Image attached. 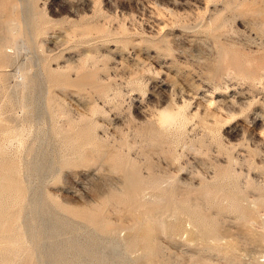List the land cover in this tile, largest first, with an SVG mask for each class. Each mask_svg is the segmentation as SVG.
Masks as SVG:
<instances>
[{
	"label": "rangeland",
	"instance_id": "obj_1",
	"mask_svg": "<svg viewBox=\"0 0 264 264\" xmlns=\"http://www.w3.org/2000/svg\"><path fill=\"white\" fill-rule=\"evenodd\" d=\"M0 35V264H264V0H0Z\"/></svg>",
	"mask_w": 264,
	"mask_h": 264
},
{
	"label": "bare ground",
	"instance_id": "obj_2",
	"mask_svg": "<svg viewBox=\"0 0 264 264\" xmlns=\"http://www.w3.org/2000/svg\"><path fill=\"white\" fill-rule=\"evenodd\" d=\"M11 1H12V0H11ZM9 2H10V1H9ZM6 4H7V3H6ZM6 4L4 5V6H5L4 8H6ZM9 5H10V4H9ZM16 5H17V3H16ZM4 8H3V9H4ZM7 8H8V7H7ZM7 8H6V9H7ZM13 8H14V7H13ZM1 9H2V8H1ZM3 9H2V10H3ZM12 10H13V9H12ZM8 11H9V10H8ZM15 11H16V10H15ZM6 13H7V12H6ZM16 13L18 14V12H16ZM12 15H13V13H12ZM14 16H15V15H14ZM5 17H6V16H5ZM15 17H16V16H15ZM18 18H19V17H18ZM16 19H17V18H15V19L13 18V21H14V20H15V21H19V20H16ZM21 20H23V19H21ZM15 21L12 22V21L10 20V22H12V23H9L10 25H8V26L4 24V27H3V28H5V29H3V30L6 31V27H5V26H7V31H8V33H9V34H8L7 31H6V33L4 34V36H5V35H8V37H9V36L11 35V37H12V36L17 37V36H16V35H17L16 31H18V30L20 31V28H19V27H21V26H19V23H18V22H15ZM24 21H25V19H24ZM1 23H2V22H1ZM3 23H4V21H3ZM3 23H2V24H3ZM6 23H7V21H6ZM2 26H3V25H2ZM23 26H24V22H23ZM18 28H19V29H18ZM21 32H22V31H21ZM14 33H16V34L14 35ZM18 33H19V32H18ZM18 35H19V34H18ZM0 36H1V35H0ZM20 36H22V35H19V39H20V41H21L22 38H20ZM0 38H1L0 41H2L3 38H2V37H0ZM12 38H13V37H12ZM12 38H11V39H12ZM13 39H14V38H13ZM16 39H18V37L15 38L14 41H16ZM8 40L10 41V37H9ZM8 40H7V41H8ZM20 41H19V42H20ZM10 42H11V41H10ZM10 42H9V45L11 44ZM12 42H13V40H12ZM23 42H24V41H23ZM15 43H16V42H15ZM17 43H18V42H17ZM12 44H13V43H12ZM12 44H11V45H12ZM23 44H24V43H23ZM23 44L21 43V45H23ZM15 45H16V44H15ZM17 45H18V44H17ZM17 45H16V46H17ZM1 46H2V45H1ZM12 46H13V45H12ZM8 47H9V46H8ZM13 47H14V46H13ZM3 50H4V48H3ZM4 51H5V50H4ZM9 54H10V53H9ZM9 54H8V56H9ZM6 55H7V54H6ZM0 57H1V56H0ZM2 58H3V59H4V58L7 59L6 56H5V57H2ZM3 59H2V60H3ZM8 59H9V58H8ZM4 60H5V59H4ZM0 62H1V59H0ZM24 73H26V72H24ZM20 74H21V73H20ZM22 77H23V76H22ZM24 78H25V76L23 77V79H24ZM25 80H26V79H25ZM25 80H24V81H25ZM21 81H22V80H21ZM21 83H22V82H21ZM21 83H20V84H21ZM23 83H24V82H23ZM20 84H19V85H20ZM28 84H30V81L28 82ZM30 85H31V84H30ZM22 86H24V84H22ZM28 86H29V85H28ZM26 87H27V85H26ZM26 87H25V88H26ZM29 87H30V86H29ZM29 87H28V88H29ZM20 88H21V87H19V89H20ZM29 89H30V88H29ZM32 89H34V87H33ZM32 89H31V90H32ZM23 91H24V89H23ZM26 91H27V90H26ZM26 91H25V92H26ZM27 92H28V91H27ZM30 92H31V91H30ZM21 93H22V92H21ZM24 94H26V93H24ZM29 94H30V93H29ZM21 95H22V94H21ZM21 97H22V96H21ZM23 97H24V96H23ZM25 97H26V96H25ZM26 98L29 99V96L26 97ZM22 99H24V98H22ZM30 99H31V98H30ZM24 100H25V99H24ZM32 100H33V99H32ZM28 101H29V100H28ZM28 101H27V102H28ZM34 101H35V100H34ZM34 101H33V102H34ZM22 102H23V101H22ZM33 102H32V103H33ZM23 103H25V102H23ZM34 103H35V102H34ZM34 103H33V104H34ZM25 104H26V103H25ZM28 104H30V103H28ZM26 105H27V104H26ZM26 105H25V107H26ZM23 106H24V105H23ZM33 106H34V105H33ZM21 107H22V106H21ZM27 107H28V106H27ZM27 107H26V108H27ZM31 107H32V106H31ZM21 110H22V109H21ZM165 112H166V109H165ZM172 114H173V116L175 115L174 113H172ZM172 114H171L170 111H169V113L167 112V113L165 114V117H166L167 119H172ZM173 119H175V118H173ZM31 164H32V163H31ZM36 164H37V163H36ZM36 164H35V165H36ZM37 165H38V164H37ZM37 165H36V166H37ZM31 166H34V165L32 164ZM36 166H35V167H36ZM39 166H40V165H39ZM39 166H38V167H39ZM36 169H37V167H36ZM34 170H35V168H34ZM9 183H10V182H9ZM129 188H130V186H129ZM140 189H141V188H140ZM133 190H134V189H133ZM138 190H139V189L136 190V188H135V193H136V191H138ZM133 193H134V191H133ZM0 205H2V204H0ZM37 209H38V208H37ZM37 209H36V210H37ZM40 209H41V207H40ZM2 210H3V205H2ZM2 210H1V212H3ZM4 211H5V209H4ZM36 212H37V211H36ZM40 212H41V211H40ZM5 213H8V212L5 211ZM5 213H4V214H5ZM9 213H10V212H9ZM43 213H44V212H43ZM4 214L2 213V215H4ZM35 214H36V213H35ZM2 215H1V216H2ZM1 216H0V217H1ZM4 216H5V215H4ZM41 217H42V216H41ZM90 217H91V216H90ZM3 218H4V217H2V219H0V221L3 220ZM87 218H89V217H87ZM92 218H94V217H92ZM92 218H91V219H92ZM5 219H6V217H5ZM9 219H10V218H9ZM12 220H13V219H12ZM12 220H11V221H12ZM4 221H8V217H7V219L4 220ZM4 221L2 222L3 224H4ZM140 221H141V220H140ZM38 222H39V221H38ZM42 222H43V221H42ZM88 222H89V220H88ZM5 223H6V222H5ZM95 223H96V220H95ZM3 224H2V227H4ZM58 224H59V223H58ZM96 224H97V223H96ZM98 224H100V223L98 222ZM0 225H1V224H0ZM5 225H7V224H5ZM15 225H16V224H15ZM38 225H39V224H38ZM52 225H53V224H52ZM93 225H94V224H93ZM102 225H103V224H102ZM106 225H107V224H106ZM8 226H9V225H8ZM35 226H36V225H35ZM35 226H34V227H35ZM100 226H101V225H100ZM100 226H99L98 228H101V229L103 230L104 227H100ZM103 226H104V225H103ZM204 226H205V225H204ZM95 227H96V225H95ZM105 227H106V226H105ZM107 227H108V226H107ZM136 227H137V226H136ZM6 228H7V227H6ZM39 228H40V227H39ZM112 228H113V227H112ZM178 228H179V226H178ZM207 228H208V227H207ZM0 229H1V226H0ZM7 229H8V228H7ZM40 229H41V228H40ZM53 229H54V228H53ZM176 229H177V227H176ZM176 229H175V230H176ZM209 229H210V228H209ZM209 229H207V230H208V233H210V231H212V230H209ZM213 229H214V227H213ZM2 230H3V228L0 230V232H1ZM38 230H39V229H38ZM54 230H55V229H54ZM106 230H107V229H106ZM6 231H7V230H6ZM30 231H31V230H30ZM104 231H105V230H104ZM109 231H110V229H109ZM144 231H145V230H144ZM149 231H150V233L153 232L152 234L154 235V231H151L150 229H149ZM204 231L206 232V228H205ZM216 231H217V230H216ZM31 232H32V231H31ZM38 232L40 233V230H39ZM41 232H42V231H41ZM205 232H203V233H205ZM214 232H215V230H214ZM12 233H13V232H12ZM42 233L44 234V232H42ZM50 233H51V232H50ZM52 233H54V232H52ZM56 233H57V232H56ZM56 233H54V234H56ZM150 233L148 232V234H150ZM206 233H207V232H206ZM208 233H207V234H208ZM212 233H213V232H212ZM35 234H36V233H35ZM145 234H147V233H145ZM148 234H147V235H148ZM214 234H215V233H214ZM216 234H217V233H216ZM32 235H33V234H32ZM39 235H40V234H39ZM44 235H45V234H44ZM46 235H47V234H46ZM57 235H59V234H57ZM139 235H140V234H139ZM147 235L145 236V235L142 233V236H141V237H142V238H143L144 236L147 237ZM153 235H148V237H149V236H153ZM208 235H209V234H208ZM212 235H213V234H212ZM34 236H35V235H34ZM34 236H33V237H34ZM135 236H136V234H135ZM209 236H210V235H209ZM41 237H42V236H41ZM44 237H45V236H44ZM51 237H52V236H51ZM57 237H58V236H57ZM57 237H56V238H57ZM141 237H140V238H141ZM42 238H43V237H42ZM138 238H139V236H138ZM138 238H136V239H138ZM140 238H139V239H140ZM149 238H150V237H149ZM149 238H148L147 241H149L150 239H152V238H150V239H149ZM50 240H51V239H50ZM133 240H135V239H133ZM144 240H146V239L144 238V239L141 240L143 244H144V242H145ZM70 241H71V240H70ZM90 241H92V239H91ZM139 241H140V240H139ZM141 241H140V242H141ZM143 241H144V242H143ZM151 241L153 242L154 240L152 239ZM8 242H9V241H8ZM42 242H43V240H42ZM55 242H56V241H55ZM66 242H68V241H66ZM72 242H74V241L72 240ZM130 242H131V241H130ZM140 242H138V243H140ZM152 242H151V243H152ZM91 243H92V242H91ZM91 243H90V245H91ZM109 243H110V242H109ZM132 243H134V242H132ZM132 243H131V246L133 245ZM135 243H136V245H137V241H136ZM142 243H140V244H142ZM148 243H150V242H148ZM148 243L146 242L145 244H148ZM151 243H150V244H151ZM11 244H12V243H11ZM72 244H73V243H71V245H72ZM74 244H75V242H74ZM114 244H115V243H114ZM129 244H130V243H129ZM150 244H149V245H150ZM35 245H36V244H35ZM42 245H44V244H42ZM108 245H109V244H108ZM110 245H113V243L110 244ZM58 246H59V245H58ZM69 246H70V245H69ZM69 246H68V244H67V248H68ZM76 246H78V245H76ZM76 246H74V247H76ZM117 246H118V244H116V248H117ZM129 246H130V245H129ZM141 246H142V245H141ZM151 246H152V245H151ZM151 246H150V249L152 248ZM51 247H52V246H51ZM59 247H60V246H59ZM64 247H65V246H64ZM81 247H82V246H81ZM81 247H79V248H81ZM84 247L86 248L87 245L84 246ZM90 247H91V246H90ZM108 247H109V246H108ZM110 247H111V246H110ZM132 247H133V246H132ZM137 247H138V246H137ZM41 248H42V247H41ZM54 248H56V247L54 246ZM69 248H70V247H69ZM82 248H83V247H82ZM113 248H114V247H113ZM113 248H112V249H113ZM58 249H59V248H58ZM60 249H61V248H60ZM62 249H63V247H62ZM65 249H66V247H65ZM65 249H64V250H65ZM87 249H89V248H87ZM152 249H153V248H152ZM154 249H155V248H154ZM39 250H40V249H39ZM42 250H44V249H42ZM71 250H72V248H71ZM83 250H84V249H83ZM91 250H93L92 247H91L90 251H91ZM144 250H147V249L144 248ZM34 251L36 252V249H35ZM48 251H49V250H48ZM50 251H51V250H50ZM50 251H49V252H45V251H44V252H45V253H50ZM60 251H62V250H60ZM67 251H68V253H69L70 250H67ZM73 251H74V250H73ZM73 251H72V252H73ZM85 251H86V250H85ZM85 251H83V252H85ZM88 251H89V250H88ZM90 251H89V252H90ZM151 251H153V250H151ZM151 251L149 250V252H151ZM54 252H55V251H54ZM57 252H58V251H57ZM63 252H64V251H62V253H63ZM72 252H71V253H72ZM80 252H81V250H80ZM89 252L86 251L85 253H89ZM92 252H93V251H92ZM92 252H90V253H92ZM95 252H96V249H95ZM144 252H145V251H144ZM153 252H154V251H153ZM59 253H61V252H59ZM62 253H61V254H62ZM66 253H67V252H66ZM75 253H77V252H75ZM75 253H74V254H75ZM85 253H84V254H85ZM93 253H94V252H93ZM7 254H8V253H7ZM37 254H38V253H37ZM77 254H78V253H77ZM145 254H146V253H145ZM148 254H149V253H148ZM153 254H154V253H153ZM153 254H152V255H153ZM10 255H11V254H10ZM44 255H45V254H44ZM51 255H52V253H51ZM58 255H59V254H58ZM58 255H57V256H58ZM63 255H64V254H63ZM81 255H82V254H81ZM81 255L79 254V256H81ZM86 255H88V254H86ZM86 255H85V256H86ZM89 255H90V254H89ZM92 255H93V254H92ZM92 255H90V256H92ZM94 255H95V254H94ZM96 255H97V253H96ZM96 255H95V256H96ZM45 256H46V255H45ZM71 256H73V255L71 254ZM85 256H84V257H85ZM9 257H10V256H9ZM46 257H47V256H46ZM59 257H60V256H59ZM59 257H58V258H59ZM61 257H62V256H61ZM77 257H78V256H76L74 259H76ZM84 257H83V258H84ZM10 258H11V257H10ZM54 258H55V257H54ZM66 258H67V257H66ZM68 258H70V256H69ZM71 258H72V257H71ZM85 258H87V259H92L91 257H90V258H89V257H85ZM94 258H96V257H94ZM94 258H93V259H94ZM99 258H101V257H99ZM8 259H9V258H8ZM61 259H63V258H60V260H61ZM87 259H85V260H87ZM4 260H5V259H4ZM57 260H58V259H57ZM63 260H64V259H63ZM67 260H68V259H67ZM71 260H73V259H71ZM78 260H79V259H78ZM78 260H77V261H78ZM95 260H96V259H94V260H92V261H95ZM97 260H100V259H97ZM97 260H96V261H97ZM102 260H103V259H102ZM73 261H74V260H73ZM73 261H72V262H73ZM77 261H74V262H77ZM81 261H82V260H81ZM81 261H80V262H81ZM88 261H89V260H88ZM96 261H95V262H96ZM122 261H123V260H122ZM9 262H10V261H9ZM52 262H53V261H52ZM58 262H59V260H58ZM61 262H62V260H61ZM61 262H59V263H61ZM66 262H67V261H66ZM68 262H69V261H68ZM98 262H99V261H98ZM102 262H104V261H102ZM117 262H118V261H117ZM59 263H58V264H59ZM64 263H65V262H64ZM78 263H79V262H78ZM78 263H77V264H78ZM120 263H121V260H120ZM3 264H4V263H3ZM52 264H53V263H52ZM62 264H63V262H62ZM66 264H67V263H66ZM68 264H71V263L69 262ZM73 264H74V263H73ZM102 264H103V263H102ZM107 264H108V263H107ZM123 264H124V263H123Z\"/></svg>",
	"mask_w": 264,
	"mask_h": 264
}]
</instances>
